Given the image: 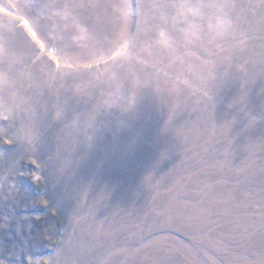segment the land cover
<instances>
[{
  "label": "rangeland",
  "instance_id": "obj_1",
  "mask_svg": "<svg viewBox=\"0 0 264 264\" xmlns=\"http://www.w3.org/2000/svg\"><path fill=\"white\" fill-rule=\"evenodd\" d=\"M0 145L34 264H264V0H0Z\"/></svg>",
  "mask_w": 264,
  "mask_h": 264
},
{
  "label": "trees",
  "instance_id": "obj_2",
  "mask_svg": "<svg viewBox=\"0 0 264 264\" xmlns=\"http://www.w3.org/2000/svg\"><path fill=\"white\" fill-rule=\"evenodd\" d=\"M0 145V154L3 152ZM0 155V166L2 164ZM28 163H20V167H27ZM0 168V183H3L1 176L3 175ZM23 169H19L21 179H28V187L33 188L35 185L31 179L25 177L22 173ZM18 174V173H17ZM35 189L36 194L45 196L48 191L47 186L43 189ZM39 190L42 191L39 193ZM46 197V196H45ZM26 212L29 216L23 217L25 220L22 225L19 222L14 223L8 232L13 237L8 238L6 243H2L4 234L0 227V264H34L37 263L34 259L52 255L61 245V233L63 232L64 221L61 210L56 208L53 204H42L39 201L24 200L22 205L16 202L13 206L12 213L14 220L22 213ZM48 227L45 229V223ZM49 222V224H48ZM21 226V227H20ZM43 264V263H42Z\"/></svg>",
  "mask_w": 264,
  "mask_h": 264
},
{
  "label": "snow or ice",
  "instance_id": "obj_3",
  "mask_svg": "<svg viewBox=\"0 0 264 264\" xmlns=\"http://www.w3.org/2000/svg\"><path fill=\"white\" fill-rule=\"evenodd\" d=\"M261 242L264 243V237H262Z\"/></svg>",
  "mask_w": 264,
  "mask_h": 264
}]
</instances>
